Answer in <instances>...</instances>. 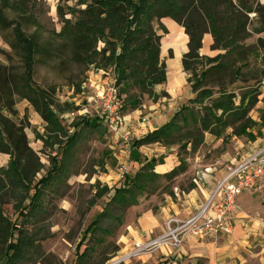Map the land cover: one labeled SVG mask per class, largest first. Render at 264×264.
Returning a JSON list of instances; mask_svg holds the SVG:
<instances>
[{"label":"trees","instance_id":"1","mask_svg":"<svg viewBox=\"0 0 264 264\" xmlns=\"http://www.w3.org/2000/svg\"><path fill=\"white\" fill-rule=\"evenodd\" d=\"M77 6L80 8L71 13V19L62 20L58 37L73 54L74 62L88 66L99 58L112 68L116 86L121 87L118 93L122 116L129 114L125 113L127 108L136 110L140 104L128 94L130 89L145 93L166 82L165 64L160 60L162 35L154 29V23L165 35L167 30L160 21L171 19L184 28L189 39L182 66L193 96L163 125L134 140L130 150V159L141 164L140 147L178 145V165L158 174L155 167L164 164L163 156L146 160L132 178H125L121 187L114 190L109 205L122 209L137 206L138 198L149 187L153 190L160 187V179L172 180L185 173L187 163L181 151L189 147L195 152L204 144L206 135L222 142L232 137L253 142L262 136L264 109L258 121L249 116L258 103L260 84L241 90L240 94L228 92L225 87L228 78L244 83L243 71L250 65L248 59L252 57L254 61L259 54L264 55V5L259 0H79ZM7 9L26 15L30 12V2L17 0L12 4L11 0H0V33L11 29L8 45L19 56L23 69L19 76H6L5 68L0 66V154L9 156L6 166L0 167V261L19 264L25 251L32 248L33 239L27 236V231L48 212L62 174L60 166H54L45 176L35 179L42 164L29 147L25 132L28 125L23 120L19 123L12 120L17 113L15 99L27 101L44 122L45 135L38 139L45 146L59 143V135L65 134L60 122L65 112L60 110L62 113L57 116L54 100L33 84L37 57L45 55L48 49L36 34L27 35L23 31V23L9 21ZM57 14L61 15L60 10ZM21 20L36 25L28 15ZM205 34L213 39L210 49L220 52L215 57L200 55ZM253 35L259 37L253 44H247ZM99 43L104 45L100 52ZM183 49L187 50L186 45ZM100 124L95 118L83 122L90 128ZM253 129H257L255 134ZM76 135L74 132L67 137V144L72 145ZM101 192L108 194L109 190L103 187ZM10 200L22 217L19 223L4 215V205ZM104 216L105 212L98 221ZM94 226L96 222L91 229Z\"/></svg>","mask_w":264,"mask_h":264},{"label":"rangeland","instance_id":"2","mask_svg":"<svg viewBox=\"0 0 264 264\" xmlns=\"http://www.w3.org/2000/svg\"><path fill=\"white\" fill-rule=\"evenodd\" d=\"M11 2L14 4L17 0H11ZM29 2L30 12L26 15L29 18L32 17L36 25L33 23L24 24L21 19L26 15H17L12 9L5 10V14L9 21L15 20L17 23H23V25L21 24L23 31L27 35L36 34L39 42L48 49L45 55L37 57L33 84L36 88L48 92L56 104L53 109L57 112V116L62 113L58 112L60 110L63 112L77 111L80 107L87 105L81 95L82 85L86 84L84 92L91 95L97 85L99 86L102 81L109 79L113 70L99 58L88 66L74 62L73 54L58 37L63 26L62 20L72 18L71 13L80 8L77 6L79 0H29ZM57 10H60L61 15L57 14ZM249 17L252 18L253 14H250ZM154 29L162 35L163 39L165 38L164 34L158 30L156 23H154ZM10 40L11 29L0 33V66L5 68L6 76L12 74L19 76L23 71L22 63L19 56L8 45ZM255 41L256 36L253 35L246 43L253 44ZM164 42L168 43L169 41L164 39L160 43L164 44ZM172 45L174 46L176 43ZM103 47L102 43L97 44V51L100 52ZM182 51H184L183 45L179 46V54ZM174 53L177 56V50ZM219 53V51L210 49L209 56L212 58ZM165 56V58L174 57L171 52H167ZM248 60L250 65L243 71L245 82L233 81L228 78L225 80V87L228 92L240 94L241 90L245 91L260 84L257 87L260 92L258 103L249 114L253 120L257 121L264 109V55L259 54L254 61L252 57ZM101 71L105 74H102ZM184 75V86L189 90L188 74L184 72ZM251 78H256V81ZM117 88L120 93L121 87ZM128 94L135 97V100L140 104L136 110L127 108L125 113H134L135 124L138 122L151 123L154 126H161L170 119L171 116L168 117L167 113L168 109L171 112L176 111L188 98L193 96L189 90V94L185 98V95L172 98L161 90V86H156L152 91L145 93L130 89ZM22 102L28 103L15 99L14 109L20 107ZM167 105L170 107L168 108ZM161 106H165L167 111L162 110ZM87 110L89 113L86 117L77 115L64 119L61 116L60 122L64 126L65 134H60L59 143L52 147L43 145L41 139H38L39 136L45 135L44 122L40 131H36L34 125L30 123V117L26 114L18 116L16 113L13 118L11 117L17 123L23 120V124L28 125L25 132L29 147L37 154L42 164V170L35 179L45 176V173L48 170H53L54 166H60L62 174L58 193L51 198L48 212L27 231V236L33 239L32 248L25 251L26 255L19 264H109L131 242L129 227L136 219L146 211H152L155 214L167 200L176 201L177 195L188 193L194 187L193 179L196 178V173L200 174L226 152L233 155L236 152L234 147L240 145V141L243 143L242 148H245L247 144L245 138L232 137L224 142L220 140L218 144L217 139L212 138L208 141L205 140L206 142L195 152H192L188 147L181 151V155L186 158L187 163L185 173L172 180L160 179V187L156 190L149 187L145 194L138 198L137 206L122 209L109 205L114 190L121 187L125 178H132L139 171L141 164L151 158L158 159L163 156L165 168L177 166L176 155L179 146L164 147L158 144L142 146L138 150L141 162L138 164L130 159L131 145L127 147L118 136L108 132L102 124L93 128L83 125L84 120L95 118L94 109L87 106ZM158 110L164 119L163 122L160 121V118L157 121ZM142 119L145 121L142 122ZM35 131L39 133L38 136ZM256 131L257 129H253L252 132L255 134ZM74 132L77 134V139L72 145H69L67 137ZM134 140L136 139L132 138V142ZM121 165L127 169L123 178H120L118 172ZM103 187H107L108 194L101 192ZM241 199L240 207H244L245 204H253L247 193H243L239 197V200ZM13 202L10 200L7 205H4V215L11 222L19 223L22 217L13 208L15 207ZM103 212L106 213V216L98 221ZM93 222H96V226L91 229ZM142 256L145 258L146 255ZM137 259L134 258L125 264H142ZM2 262L1 260L0 264Z\"/></svg>","mask_w":264,"mask_h":264},{"label":"crops","instance_id":"3","mask_svg":"<svg viewBox=\"0 0 264 264\" xmlns=\"http://www.w3.org/2000/svg\"><path fill=\"white\" fill-rule=\"evenodd\" d=\"M264 5V0H259ZM161 23L166 27L167 34L165 38L170 46L163 53V43L160 48V60L164 62L166 68V82L161 85V90L165 91L170 97H180L189 94V90L185 88V78L182 66V57L188 52V36L184 32V28L174 23L171 19L164 18ZM181 34V37H179ZM259 36H256V39ZM163 38L161 40H164ZM172 39V41H171ZM165 43V42H164ZM176 45H172L175 44ZM213 39L210 34H205L202 38L201 56H209ZM186 45L187 50L179 54V46ZM178 52L175 56L174 51ZM171 52L174 57L165 58L166 53ZM186 92V94H185ZM167 107L169 108L170 105ZM161 109L166 110L165 106ZM18 116L25 114L30 117V123L34 125L37 131L42 128L43 121L32 107L22 102L20 107H16ZM175 112L168 109V117ZM159 118L163 122L164 119L160 115ZM127 125L130 126V132L133 139H140L146 133L157 129L159 126L154 124L134 123V113L124 116ZM258 121V120H257ZM157 124V123H155ZM262 136L256 138L255 141L247 140L245 148L243 143L235 146L236 151L233 155L229 152L224 153L214 164L206 167L201 173H196L193 179L194 187L186 194L177 195L176 201L167 200L161 205L159 210L154 214L152 211H146L142 214L132 226L129 227V235L131 242L122 249L121 254L128 250L135 241L145 242L161 236L165 232V222L169 218H177L179 220L187 219L199 210L210 194L213 192L217 180L221 179L225 174V168L234 160L238 159L245 152L248 153L257 150L264 145V127L261 129ZM212 139L210 135L205 136V140ZM214 139V138H213ZM205 141V142H206ZM220 140H217V144ZM151 146V145H147ZM9 157L0 154V167L6 166ZM166 164L157 165L155 172L164 174L174 168H165ZM247 193L249 199H252V205H244L240 207L239 197ZM264 177L260 179L256 187L252 190L243 191L237 195L235 199V209L228 217V223L231 227L230 234H220L214 239H202L197 236H191L180 248L162 247L155 253L142 256L137 259L142 264H264Z\"/></svg>","mask_w":264,"mask_h":264},{"label":"built area","instance_id":"4","mask_svg":"<svg viewBox=\"0 0 264 264\" xmlns=\"http://www.w3.org/2000/svg\"><path fill=\"white\" fill-rule=\"evenodd\" d=\"M112 71V70H111ZM102 74L105 72L101 71ZM109 79L95 87L93 94L85 93L83 84L82 96L87 105L77 111L65 112L62 118L86 117L87 106L94 109L97 119L108 132L118 136L127 147H130L132 136L124 116L120 114L121 101L116 86L114 72ZM91 83V80L89 79ZM87 94V95H86ZM145 120L142 119V122ZM120 178L127 173L124 165L118 168ZM264 177V145L257 150L244 153L225 168L224 176L217 180L213 192L204 205L187 219L169 218L165 222V232L152 240L135 241L131 247L113 258L109 264H125L142 255H150L162 247L180 248L192 235L202 239H214L220 234H230L228 217L235 209V199L243 191L252 190Z\"/></svg>","mask_w":264,"mask_h":264},{"label":"bare ground","instance_id":"5","mask_svg":"<svg viewBox=\"0 0 264 264\" xmlns=\"http://www.w3.org/2000/svg\"><path fill=\"white\" fill-rule=\"evenodd\" d=\"M167 47H169V43L165 42L162 49L163 53H165Z\"/></svg>","mask_w":264,"mask_h":264}]
</instances>
